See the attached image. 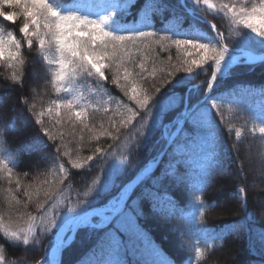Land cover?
<instances>
[{
  "label": "trees",
  "instance_id": "obj_1",
  "mask_svg": "<svg viewBox=\"0 0 264 264\" xmlns=\"http://www.w3.org/2000/svg\"><path fill=\"white\" fill-rule=\"evenodd\" d=\"M116 1L115 20L106 30L136 39L127 42L128 51L118 59L101 61L103 79L95 70L89 75L72 64L62 82L54 80L60 57L52 38L41 46L33 36L29 44L19 31L21 9L0 8L17 14L14 23L0 17V161L7 165L0 167V264L46 263L52 236L65 219L80 213V207L105 204L157 158L183 111L204 96L211 77V61L187 72L184 62L193 60L189 48L187 53L177 49L174 40H186L193 28L213 36L205 19L222 35L217 48L227 49L224 56L236 54L230 48L264 53V37L195 0ZM49 2L77 13L78 0ZM139 32L153 35L139 37ZM42 48L55 63L42 58ZM125 69L133 73L128 81ZM242 89L264 90V61L230 66L218 77L212 95L224 94L231 102ZM145 94L150 99L143 108L130 99ZM209 98L202 107L209 108L219 137L215 163L192 169L174 152L176 143L209 133L207 126L187 119L154 170L130 192L123 212L133 223L78 228L59 264H99L93 254L111 231L118 232L124 264H264V132H250V126H264V112L243 100L239 116L230 119ZM57 102L61 107L51 111ZM129 117L132 122L125 126ZM90 155L92 161L87 160ZM146 191L155 192L157 199L145 196ZM60 195L63 200L56 204ZM69 205L76 206L71 213ZM42 216L27 243L24 235L20 240L11 235Z\"/></svg>",
  "mask_w": 264,
  "mask_h": 264
},
{
  "label": "snow or ice",
  "instance_id": "obj_2",
  "mask_svg": "<svg viewBox=\"0 0 264 264\" xmlns=\"http://www.w3.org/2000/svg\"><path fill=\"white\" fill-rule=\"evenodd\" d=\"M197 4L204 3L207 4L211 9L213 6L208 3V0H195ZM7 5L9 8L16 7L21 9L24 16V23L19 28L20 33H23L27 38L29 44L32 43V37L35 36L41 46L45 43L46 37H51L55 43L57 53L59 54L58 60V70L55 72L54 80L56 82H62L68 75V68L72 64L78 65V67L85 69L89 75L93 74V70L104 78V73L102 71L103 65L101 61L107 58L118 59L120 54L128 51L126 45L128 41H134L135 36H124L114 34L106 30L105 24L109 20V16H104L102 19H90L88 16L78 15L76 12L68 11L63 12L61 9L50 3L49 0H0V8ZM223 8L227 9L228 13L232 14L233 17H238L237 23L241 24L244 29H249L251 32L255 33L259 37H264V0H261L260 5L257 7L253 5L250 9L241 7L237 9L234 6H229L224 4ZM17 14L14 12H4L0 11V17L4 20L15 22ZM30 26L32 28L29 31ZM215 29V25L212 26ZM139 37H149L153 33L150 32H139ZM163 39V38H161ZM173 43L180 49L183 47L187 53V49L191 47L195 50V54L198 59H193L191 63L185 61L187 64L186 71L193 72V66L202 68L203 65L207 64L209 61L212 62L211 65V78L207 80V89H209L212 84L216 81V73L220 70L221 63L226 52V48L221 46L217 48L209 43H203L198 40H174ZM19 44H17V48ZM3 55V41L0 40V56ZM90 65V67H89ZM183 66V65H182ZM143 69V64L140 65ZM176 71H180V68H176ZM133 73L129 72L127 69L123 72V79L128 81ZM142 75V73H141ZM171 75V73H169ZM114 82H119V73L114 77ZM156 91L159 92L160 88L157 87ZM131 92L135 94L137 88L135 85L131 87ZM128 94L127 92L125 93ZM130 99H134L137 106L140 108L148 105L150 97L147 94L144 97L138 98L136 95L130 96ZM69 109L72 108L71 102L66 105ZM76 117L82 115L81 112L77 111L75 113ZM136 113H133L135 116ZM196 119V117H193ZM132 122V117H129L125 122V126ZM264 132V128L260 129ZM97 152L103 154L102 150L97 148ZM179 153V148H178ZM88 161L93 160V156L87 157ZM0 167H7L3 161H0ZM74 168H80L81 164L74 163ZM145 196L157 199L155 192L146 191ZM135 204V202H133ZM75 205L68 206V212L74 211ZM107 209H99L96 213H89L83 218L81 225H87L90 227H102L109 222L116 220L118 213L121 209H116L110 212L109 215H104L103 213ZM93 215L101 216V223L94 224L90 217ZM117 231H111L109 234L114 243H119V235ZM11 235L20 240V235L16 232H12ZM23 242H28V236L23 237ZM4 257L0 256V261H3Z\"/></svg>",
  "mask_w": 264,
  "mask_h": 264
},
{
  "label": "rangeland",
  "instance_id": "obj_3",
  "mask_svg": "<svg viewBox=\"0 0 264 264\" xmlns=\"http://www.w3.org/2000/svg\"><path fill=\"white\" fill-rule=\"evenodd\" d=\"M208 3L213 6L211 9L208 7L207 4L204 3H202V7H205L208 10L217 9L219 10V12L223 13L224 15L229 16V18L233 22H235V25L237 27L239 26L243 27L241 24L237 23V20L239 18L233 17L232 14L228 13L227 9L223 8V5L228 4L229 6H234L237 9L241 7L250 9L253 5H256L258 7L261 3V0H215V1L208 0ZM116 7H117L116 0H78L75 9L77 13H82V15L91 17L92 19L98 20V19H102L104 16H109L108 22L104 25L105 28L108 29L112 25V22L115 20ZM190 13H192V11H190ZM245 31L253 33L249 29H245ZM212 33L213 36L206 32L204 33L198 28H193L192 30H188V32L185 34V37L186 39L198 40L200 42L209 43L217 47V43L219 40L222 39V35H218V33H216L214 29ZM194 52L195 50L189 47V55H191V58L198 59V57L195 54H193ZM40 55L46 62L49 63L56 62L53 59L51 52L46 50L45 48H42ZM231 97H233L234 100L232 101L231 99V102H229L227 101L228 98H226L224 94H219V95L211 94L209 101L215 105H222V107L224 108L222 114H225V116L230 119L232 117L237 118L239 116L237 112L239 111V108L242 107L241 101L243 100L247 101L248 104H250L251 106H255L256 108H259L262 112H264V90L253 91V90L242 89V92L239 93L238 97H236V95ZM61 105H62L61 102L55 103L51 111L52 110L57 111L61 107ZM193 117H196V119H194ZM189 119L195 124L201 126L202 125L207 126L208 128H210L209 133L205 135L200 134V136H197L195 139L188 140L187 143H176L174 145V152L177 155H179V157L184 159L187 163H189L192 169H196L198 167L203 168V170L208 169L210 165L215 163V156L219 152L218 149L219 137L217 135V131L214 126L215 123L212 120L209 108L207 109L206 107H202V106H200L198 110L195 111L193 115L189 117ZM237 122L242 123L243 119L242 121H237ZM233 128L236 130L237 137L240 138L241 130H239L240 128L238 127V125L236 124L235 126H233ZM261 128H264V126H258V125L250 126V132H252L254 136L259 135L260 133H262L260 131ZM178 148H179V153H178ZM63 197L64 195H60L57 198L56 204H58L61 200H63ZM80 209H81L80 214L88 210L85 209L84 207H80ZM97 217L100 220L97 223L95 222L94 223L100 224L102 218L99 216ZM42 218L43 216L40 217L39 219H36L25 230L21 231L19 235L25 236L34 233L35 229L41 226ZM113 221H115V225L119 226V228H122L127 223L130 224L133 223V219L131 215L128 212H123V210L118 213L117 219ZM62 223L57 227V229L62 225ZM120 250H121L120 239H119V243L116 244L113 242L110 236L108 240L100 244V246L95 251L93 256H95L94 257L95 259L97 258L99 259V264H124L122 256L120 254Z\"/></svg>",
  "mask_w": 264,
  "mask_h": 264
},
{
  "label": "bare ground",
  "instance_id": "obj_4",
  "mask_svg": "<svg viewBox=\"0 0 264 264\" xmlns=\"http://www.w3.org/2000/svg\"><path fill=\"white\" fill-rule=\"evenodd\" d=\"M255 57L256 55L254 54L249 55L248 60H252ZM237 60H239V56L236 54L229 56V58L224 57L221 63V66H220V70L216 73V78L219 75L225 73L229 69V65L231 64V62H234ZM148 170L149 169L147 168L146 170L144 169V173L148 172ZM131 188H132L131 186L126 185L120 190L119 194L115 198L110 199L105 205L98 206L96 208H93V209H90L84 212L83 214L75 215V216H72L66 219L63 222V224L54 233L51 246L47 252V260H48L47 264H57L58 263V260L60 257V250H61V247L65 244L66 235L70 233L71 231H73L74 229L80 227L77 225L82 224L84 217H86L89 213H96L97 210L99 209H107V211L103 213L104 215H109L111 211L119 209L123 205L129 192L131 191ZM94 216L101 217L100 215H93L92 217ZM92 217H90L91 220H92Z\"/></svg>",
  "mask_w": 264,
  "mask_h": 264
},
{
  "label": "water",
  "instance_id": "obj_5",
  "mask_svg": "<svg viewBox=\"0 0 264 264\" xmlns=\"http://www.w3.org/2000/svg\"><path fill=\"white\" fill-rule=\"evenodd\" d=\"M234 51H237L238 52V54H236V55H238L239 56V60H237V61H234V62H231V64L229 65V68H230V66H232V65H234V64H238V63H245V64H253V63H256V62H260V61H264V54H255V53H253V52H251V51H249V50H246V49H233ZM252 54H254V55H256V57L254 58V59H252V60H248V56L249 55H252ZM243 58V59H242ZM219 76H223V74H221V75H219ZM211 78V77H210ZM218 78V77H217ZM216 78V81L212 84V86L209 88V89H207L206 88V92H205V94H204V96L201 98V99H199L185 114H183L182 115V117L178 120V123H177V126H176V128L174 129V131L171 133V135H170V137H169V139H168V141H167V143H166V145H165V147L163 148V150L161 151V153L159 154V156L157 157V159L155 160V161H152V162H148V163H146V164H144L139 170H138V172L134 175V177L130 180V181H128L126 184H125V186L126 185H128V186H131L132 188L131 189H133L139 182H140V180L145 176V175H147L149 172H151L152 170H154V168L156 167V165L158 164V162H159V160H160V158L163 156V154H164V152H165V150L167 149V147L169 146V144L172 142V140L174 139V137L177 135V133L179 132V130H180V128H181V126H182V124L190 117V116H192L193 115V113L195 112V111H197L198 110V108L200 107V106H202L203 104H204V101H206L207 99H208V97L212 94V89H213V87H214V85L216 84V82H217V79ZM146 168L147 169H149L148 170V172H145L144 173V169L146 170ZM143 172V173H142ZM129 195V194H128ZM127 198H128V196L126 197V199H125V201H124V203H123V205L119 208V209H123V207H124V205H125V202H126V200H127ZM103 206V205H102ZM91 209H93V208H91ZM88 210H90V209H88ZM87 210V211H88ZM81 214H83V213H81ZM109 224V223H108ZM105 225H107V224H105ZM105 225H103V226H105ZM84 226V225H83ZM76 230H77V228L76 229H74L73 231H71V233H70V235H69V237L66 239V241H65V244L61 247V250H60V252L62 251V249L65 247V246H67L70 242H71V240L73 239V236H74V234H75V232H76ZM59 260H60V257H59ZM59 260H58V263H59ZM57 263V264H58Z\"/></svg>",
  "mask_w": 264,
  "mask_h": 264
}]
</instances>
